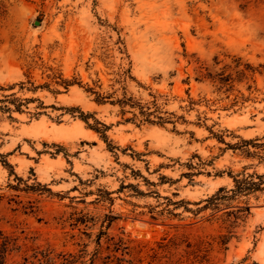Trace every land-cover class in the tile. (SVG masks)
<instances>
[{
	"label": "rangeland",
	"instance_id": "1",
	"mask_svg": "<svg viewBox=\"0 0 264 264\" xmlns=\"http://www.w3.org/2000/svg\"><path fill=\"white\" fill-rule=\"evenodd\" d=\"M3 242L264 264V0H0Z\"/></svg>",
	"mask_w": 264,
	"mask_h": 264
},
{
	"label": "trees",
	"instance_id": "2",
	"mask_svg": "<svg viewBox=\"0 0 264 264\" xmlns=\"http://www.w3.org/2000/svg\"><path fill=\"white\" fill-rule=\"evenodd\" d=\"M229 79H230V77L227 76V78H224V79H220L219 78L218 81H219V83H227L226 81H228ZM99 100H100V97L98 98V101ZM154 106L157 109V106L155 104H154ZM6 108L9 109L7 106H6ZM140 112H141L142 115H149V112H145L144 110H141ZM81 114L83 115L82 119H84L86 121L87 115L83 114L82 111H81ZM160 118L161 117L159 116V119ZM95 121H96V123L101 124L104 129L102 130V129L98 128L97 126H93V128L97 132L101 133V136L104 139H106L107 136L105 134V130L108 128V126L106 124L96 120V119H95ZM7 250H8L7 243L6 242L1 243V247H0V264L3 263ZM43 257H44V264H56V261L55 260L52 261L53 258L49 257L48 253L45 254ZM58 257H60V261H59L58 264H73L76 261L75 256L70 254V253L69 254H65V253L59 254Z\"/></svg>",
	"mask_w": 264,
	"mask_h": 264
}]
</instances>
